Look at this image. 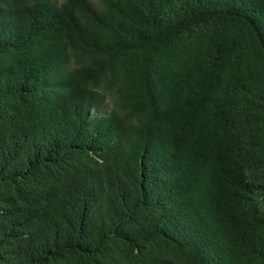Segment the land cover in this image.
Returning <instances> with one entry per match:
<instances>
[{
    "label": "trees",
    "instance_id": "16d2710c",
    "mask_svg": "<svg viewBox=\"0 0 264 264\" xmlns=\"http://www.w3.org/2000/svg\"><path fill=\"white\" fill-rule=\"evenodd\" d=\"M0 264H264V0H0Z\"/></svg>",
    "mask_w": 264,
    "mask_h": 264
}]
</instances>
